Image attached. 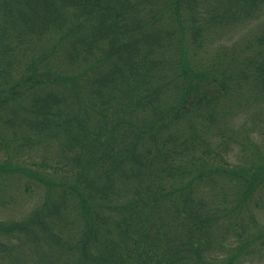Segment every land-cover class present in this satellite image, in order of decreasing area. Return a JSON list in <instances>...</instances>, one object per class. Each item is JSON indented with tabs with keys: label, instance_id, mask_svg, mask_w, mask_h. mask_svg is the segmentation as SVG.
Returning <instances> with one entry per match:
<instances>
[{
	"label": "trees",
	"instance_id": "obj_1",
	"mask_svg": "<svg viewBox=\"0 0 264 264\" xmlns=\"http://www.w3.org/2000/svg\"><path fill=\"white\" fill-rule=\"evenodd\" d=\"M255 132L264 0H0V264L263 258Z\"/></svg>",
	"mask_w": 264,
	"mask_h": 264
},
{
	"label": "rangeland",
	"instance_id": "obj_2",
	"mask_svg": "<svg viewBox=\"0 0 264 264\" xmlns=\"http://www.w3.org/2000/svg\"><path fill=\"white\" fill-rule=\"evenodd\" d=\"M243 26V25H242ZM251 26H245L242 30H239V28L234 29L233 32L230 33H225L222 37H220V40L218 42L220 43H226V41H234V40H240V37L242 35L247 36L248 34H246L249 30H250ZM246 34V35H245ZM27 48V47H26ZM30 48V47H28ZM261 124V123H260ZM237 125H243L249 133L253 130V125H251L247 119H241L239 117V119L236 121V126ZM257 126H259V124H257ZM250 136V135H249ZM251 138L255 139V145L253 146L255 152L258 155H262L264 156V145L260 142L259 139H257V132L251 134L250 136ZM250 138V139H251ZM247 145H246V149H247ZM250 149V150H253ZM7 192L10 194H14L16 193V184L14 185L13 183L10 184V186L7 188ZM259 194V193H258ZM256 195V196H260L264 197V189L262 192H260V195ZM20 207L21 204L17 203L14 206H11L9 210L7 211H3L1 216L3 217H11V216H19L20 214ZM254 215H255V219L258 223H263L264 222V198L258 203V205H256V207L254 208ZM243 264H264V256L263 258H254L252 261H247Z\"/></svg>",
	"mask_w": 264,
	"mask_h": 264
}]
</instances>
